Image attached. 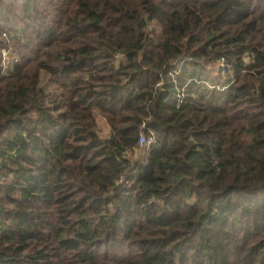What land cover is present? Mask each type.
I'll return each mask as SVG.
<instances>
[{
  "label": "trees",
  "instance_id": "1",
  "mask_svg": "<svg viewBox=\"0 0 264 264\" xmlns=\"http://www.w3.org/2000/svg\"><path fill=\"white\" fill-rule=\"evenodd\" d=\"M0 264H264V0H0Z\"/></svg>",
  "mask_w": 264,
  "mask_h": 264
},
{
  "label": "rangeland",
  "instance_id": "2",
  "mask_svg": "<svg viewBox=\"0 0 264 264\" xmlns=\"http://www.w3.org/2000/svg\"><path fill=\"white\" fill-rule=\"evenodd\" d=\"M7 52V51H6ZM6 52H5V54H6ZM221 64H216V65H213V66H211V67H209V71H210V73H209V75H212V76H210L211 77V80H212V78L216 81V82H220V83H223L224 82V80H225V76H224V70H223V68H221ZM216 79H218V81L216 80ZM45 80H46V83L48 84V86L50 87V91H52V88L54 87V86H52V85H49L50 84V82L49 81H47V78H45ZM48 80H49V78H48ZM210 81V80H209ZM211 82V81H210ZM214 82V81H213ZM216 82H214L216 85H218V83H216ZM219 86V85H218ZM218 86H216V87H218ZM221 89H223V86L221 87ZM54 93H57V91L55 90L54 91ZM97 120H98V126H99V129H100V132L103 134V135H107L108 133H109V126H108V124H107V122H106V120H105V118H103V116H101V115H98V117H97ZM144 149V148H143ZM144 154H145V152L143 151V150H140L138 153H137V156L138 157H141V156H144Z\"/></svg>",
  "mask_w": 264,
  "mask_h": 264
},
{
  "label": "built area",
  "instance_id": "3",
  "mask_svg": "<svg viewBox=\"0 0 264 264\" xmlns=\"http://www.w3.org/2000/svg\"><path fill=\"white\" fill-rule=\"evenodd\" d=\"M182 97V96H181ZM155 141V137L154 136H148L145 133H142L140 135V139H139V145L140 147L144 148L146 151H148V149L150 148V146L152 145V143Z\"/></svg>",
  "mask_w": 264,
  "mask_h": 264
}]
</instances>
